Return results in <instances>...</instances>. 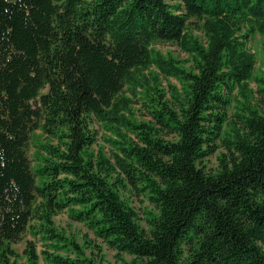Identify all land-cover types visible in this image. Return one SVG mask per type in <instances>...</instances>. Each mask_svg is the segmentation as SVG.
I'll return each instance as SVG.
<instances>
[{"label":"trees","instance_id":"16d2710c","mask_svg":"<svg viewBox=\"0 0 264 264\" xmlns=\"http://www.w3.org/2000/svg\"><path fill=\"white\" fill-rule=\"evenodd\" d=\"M255 34L264 0H0V264H18L27 233L47 264H102L56 229L64 211L120 264H264ZM160 76L181 88L167 94ZM235 90L243 101L222 138ZM94 122L108 152L94 149ZM219 140L226 152L208 171ZM142 197L147 231L131 204ZM23 254L39 263L34 240Z\"/></svg>","mask_w":264,"mask_h":264},{"label":"rangeland","instance_id":"374dc122","mask_svg":"<svg viewBox=\"0 0 264 264\" xmlns=\"http://www.w3.org/2000/svg\"><path fill=\"white\" fill-rule=\"evenodd\" d=\"M194 35L198 36L202 41H204L203 35L199 31H194ZM154 49L161 52L164 55H171L175 59L181 62V64L187 68H192V62L189 59L188 55L184 54L179 50L177 45L172 43H156ZM249 48L255 54L257 59L255 75L257 77L263 76L264 74V37L260 34H255L249 43ZM160 88L163 89L167 94L170 91L171 87L181 88L180 82L174 78H165L163 76L159 77ZM257 83L255 81L249 82V89L251 91L257 90ZM243 101V98L239 95L237 90L234 91V97L232 103L227 110V122L224 127L223 137H227L228 134H232V127L234 122H237L235 114L239 110V104ZM258 101V95L254 94L253 104H256ZM140 105H135L136 116L141 119L142 113L139 111ZM237 126L240 124L237 123ZM93 129L97 132V143L94 146V149L98 150L100 147L104 148L105 152H108L109 146L105 144L104 138L109 135L106 130L102 127L99 122H94L92 124ZM37 133H40L38 131ZM226 152V149L222 141H218V147L216 151L208 156L204 161L203 165L208 171L215 170L218 167L219 157ZM131 204L135 208L136 212L139 215V224L144 230L147 229L146 225V216L148 211H153V206L145 199H131ZM55 227L59 232L64 233V235L69 240H75L78 245L85 248L87 256L95 258L97 261L102 262V264H120L118 262L119 258L114 250L108 248L100 239H98L94 233L83 223L72 221L66 211L59 213L54 217ZM38 237H33L27 233L23 239L13 245V248L16 252L20 254V259L18 264H27L26 257L23 252L26 247V244L29 240H34L37 243V249L39 252V263L38 264H47L43 258L42 251L47 250L45 247L44 241L38 240ZM94 247V248H93ZM124 260H131V257L127 254L121 255Z\"/></svg>","mask_w":264,"mask_h":264}]
</instances>
